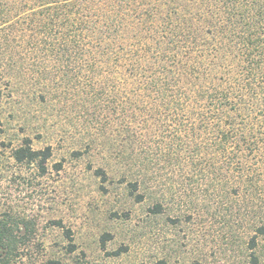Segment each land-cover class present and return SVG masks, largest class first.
Instances as JSON below:
<instances>
[{
	"label": "rangeland",
	"instance_id": "obj_1",
	"mask_svg": "<svg viewBox=\"0 0 264 264\" xmlns=\"http://www.w3.org/2000/svg\"><path fill=\"white\" fill-rule=\"evenodd\" d=\"M32 3L20 13L23 0H0V219L30 225L13 264H250L251 252L264 263V237L249 247L264 220V182L253 195L235 172L218 169L222 161L204 163L207 143L184 109L124 114L121 92L107 93L119 100L113 109L106 93L95 98L88 88L92 75L57 72L29 51ZM27 139L52 148L46 174L14 159Z\"/></svg>",
	"mask_w": 264,
	"mask_h": 264
},
{
	"label": "trees",
	"instance_id": "obj_2",
	"mask_svg": "<svg viewBox=\"0 0 264 264\" xmlns=\"http://www.w3.org/2000/svg\"><path fill=\"white\" fill-rule=\"evenodd\" d=\"M23 1L27 4L18 12L31 1L32 9H37L28 22L34 33L29 51L39 50L46 61L52 59L57 72L72 67L79 74L92 75L96 81H90L88 88L95 98L102 99L109 90L111 95L121 92L127 106L124 114L134 107L166 114L171 108L184 109L207 143L211 156L203 162L215 168L217 160L222 161L218 169L235 172L253 195L260 190L264 182V139L259 138L264 136V0ZM110 94L107 101L115 109L119 100ZM31 143L27 139L13 157L19 164H36L46 174L52 148L36 150ZM193 152L192 156L201 155L199 145H193ZM96 174L106 180L102 169ZM161 209L156 205L153 210ZM53 223L63 227L61 221ZM29 227L24 221L0 219V264L22 259L21 245L30 241ZM253 230L252 250L264 237V220ZM65 233L73 252L72 231ZM106 237L110 235L103 240ZM45 264L69 263L52 257ZM250 264L264 263L251 252Z\"/></svg>",
	"mask_w": 264,
	"mask_h": 264
}]
</instances>
